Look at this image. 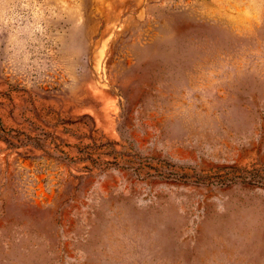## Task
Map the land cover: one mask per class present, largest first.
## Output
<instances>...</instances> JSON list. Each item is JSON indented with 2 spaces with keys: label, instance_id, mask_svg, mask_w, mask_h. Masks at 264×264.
<instances>
[{
  "label": "rangeland",
  "instance_id": "obj_1",
  "mask_svg": "<svg viewBox=\"0 0 264 264\" xmlns=\"http://www.w3.org/2000/svg\"><path fill=\"white\" fill-rule=\"evenodd\" d=\"M0 264H264V0H0Z\"/></svg>",
  "mask_w": 264,
  "mask_h": 264
}]
</instances>
